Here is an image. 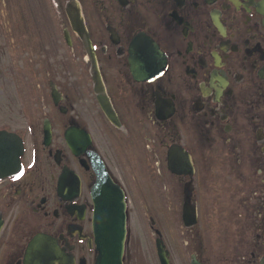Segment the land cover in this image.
<instances>
[{"label": "flooded vegetation", "instance_id": "af4514ba", "mask_svg": "<svg viewBox=\"0 0 264 264\" xmlns=\"http://www.w3.org/2000/svg\"><path fill=\"white\" fill-rule=\"evenodd\" d=\"M1 130L0 264H264V0H0Z\"/></svg>", "mask_w": 264, "mask_h": 264}, {"label": "water", "instance_id": "95a60500", "mask_svg": "<svg viewBox=\"0 0 264 264\" xmlns=\"http://www.w3.org/2000/svg\"><path fill=\"white\" fill-rule=\"evenodd\" d=\"M95 199L102 201L95 206L94 231L97 234V225L102 222L104 227L103 238L106 240V252L112 253L110 261L104 264H122V254L126 236L124 192L108 179H105L93 188ZM102 214L120 215V218L102 217Z\"/></svg>", "mask_w": 264, "mask_h": 264}]
</instances>
